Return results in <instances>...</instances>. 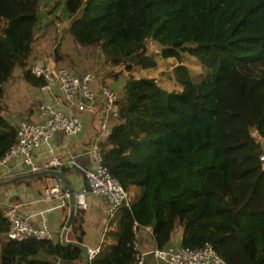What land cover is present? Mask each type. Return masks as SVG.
I'll use <instances>...</instances> for the list:
<instances>
[{
    "label": "trees",
    "instance_id": "1",
    "mask_svg": "<svg viewBox=\"0 0 264 264\" xmlns=\"http://www.w3.org/2000/svg\"><path fill=\"white\" fill-rule=\"evenodd\" d=\"M38 1L0 0V96L15 66L22 68L27 83L38 87L43 82L28 70L30 38L9 34L15 22L37 20ZM58 4L55 0L51 9L68 18L65 30L73 40L96 46L104 60L123 65L126 72L122 94L116 98L117 114L106 121L108 135L99 139L97 119V134L89 143L97 136L102 164L125 191L127 205L122 203L106 218V227L116 221L117 231H105L112 243L101 252L103 240L89 264H129L133 222L136 229L150 225L158 248L168 245L179 230L181 247L208 242L226 264H263L264 171L246 181L249 169H241L238 155L246 150L243 159L264 163V0H63L57 8ZM146 41L157 49L146 51ZM182 51L206 71L196 73L180 63ZM53 55L58 57V45ZM158 57L177 59L168 71L178 90H165L149 76L132 75L137 69H155ZM107 83L110 89L116 86L113 80ZM97 103L99 108H94ZM100 107L95 99L87 110L94 108L93 118H98ZM4 109L0 106V159L15 141V126L1 114ZM253 125L259 137L255 144L247 131ZM59 170L67 175L66 167ZM8 178H14L8 182L14 185L26 177L3 179ZM78 211L71 221L73 230ZM2 212L0 208V264L79 260V249L59 239L5 237L8 223Z\"/></svg>",
    "mask_w": 264,
    "mask_h": 264
},
{
    "label": "built area",
    "instance_id": "2",
    "mask_svg": "<svg viewBox=\"0 0 264 264\" xmlns=\"http://www.w3.org/2000/svg\"><path fill=\"white\" fill-rule=\"evenodd\" d=\"M28 70L34 77L42 78L43 82L38 87L48 98H42L32 106L35 117L21 119L15 124V141L1 157L0 166H6L14 158L20 159V162L26 166L27 173L71 165L74 162L72 156L62 159L54 155L51 150H48L49 158L45 162L36 164L32 161L31 153L41 145L47 146L49 138L57 131L64 135L77 134L81 129L80 115L95 99L104 103L99 127L102 135H108L110 126L106 121L117 114L116 95L106 86L97 89L94 75L89 70L76 72L66 67L53 66L41 59L33 60ZM87 152L91 167L83 169L85 185L75 189L74 206L77 210H85L87 195L102 197L107 203V218L122 203L127 205L126 193L102 164L97 136L88 144ZM1 177H4V173H0ZM61 187L58 179L51 177L50 183L42 188L43 198L66 200L67 192ZM2 216L8 223L5 237L9 239L53 237L46 226L32 224L27 217L19 215L13 208H4ZM142 227L151 234L150 225ZM133 232L134 237L131 242L133 259L129 264H144L145 252L139 249L135 222H133ZM98 251V245L88 247V260L94 258ZM148 253L162 264H226L208 242L193 248L173 244L158 248L154 245Z\"/></svg>",
    "mask_w": 264,
    "mask_h": 264
},
{
    "label": "rangeland",
    "instance_id": "3",
    "mask_svg": "<svg viewBox=\"0 0 264 264\" xmlns=\"http://www.w3.org/2000/svg\"><path fill=\"white\" fill-rule=\"evenodd\" d=\"M54 1L55 0H39L37 4V20L35 21L34 18H31L25 20L24 23L15 22L11 26L9 34L13 37L24 38L27 36L30 38V54L33 57L28 59L29 64L33 60L41 59V61H46L52 65L68 67L76 72L89 70L94 75L97 89L102 86H106L109 88V83H105L107 81L111 82L113 80L116 86L111 88V90L115 93L116 98L118 99L122 94L121 86L124 78H126V72L124 71L123 65L109 64V62L104 60L103 56L96 46H81L76 43L69 32L65 30L68 18L65 17L60 10H57L56 8L51 9ZM57 1L59 2L57 8L62 7L63 0ZM2 27L3 26H0V33L3 29ZM55 45H58V57H55V55H53V48ZM145 49L146 51L151 52L157 49V46L151 41H146ZM181 54L183 55L180 63L186 65L189 70L196 73H202L206 71V67L200 64L194 56H191L186 51H182ZM157 61L158 65L155 69L149 71L137 69L132 72V75L134 77L149 76L154 78L157 85L165 90H178L179 87L174 83L172 75L170 77V70L168 71V69H171L173 65L177 64V59L174 57H158ZM21 71L22 68L19 66H15L13 68L11 75L2 83V94L0 96L1 108H5L3 111H8L9 116L11 115V117L15 119L17 118L15 112L23 113L24 111L31 109V107L37 102V94L33 95V92H37L38 90L37 86L27 83L22 78ZM96 101L99 102L97 99ZM103 104L104 103H101V112L99 113L98 121L101 118V114L104 108ZM247 131L249 132V136L251 137V139L249 138V140H252V144H255L256 140L259 139V137L256 135L254 125L249 126ZM99 136V139L103 140L104 135L100 134ZM250 149L252 150L251 147ZM245 152L246 150L241 152L238 155V158L240 159L242 164L241 169H249L245 174L246 181L248 180V182H252L254 180V177L261 169H263L264 171V163L262 162L260 165H258L253 158L243 159V153ZM255 163L258 166H254ZM260 194L262 196L260 207H264V176L261 182ZM54 200L58 201L55 198ZM81 211L83 212L82 209ZM141 228L144 229L143 227ZM106 230L116 233L117 222L111 220ZM80 234L81 229L78 220L75 237H80ZM2 238L3 236H0V244L3 241ZM109 244L110 243L107 241L106 243H102L101 252L106 251L107 248H109Z\"/></svg>",
    "mask_w": 264,
    "mask_h": 264
},
{
    "label": "crops",
    "instance_id": "4",
    "mask_svg": "<svg viewBox=\"0 0 264 264\" xmlns=\"http://www.w3.org/2000/svg\"><path fill=\"white\" fill-rule=\"evenodd\" d=\"M31 57L33 56L31 55ZM37 88V92H33V95L37 94V101L42 98H48L44 92L39 90V87ZM97 104L94 108H99V103ZM94 108H90L80 115L81 130L77 134L64 135L57 131L49 138L47 146L41 145L31 153L32 161L36 164L43 163L49 158L48 150H51L54 155L62 159L72 156L74 162L66 166L67 175L65 176L70 181L74 190L85 185V179L82 174L83 169L91 167L87 146L93 134H97L95 126L98 118H93ZM97 112L99 116L101 111L98 110ZM1 114L10 124L14 123V125L23 118L32 119L35 117L32 107L23 113L15 112V115H17L16 119L12 118L11 115L9 116L8 111H1ZM23 170H25V166L20 162L19 158H14L6 166L0 167V173H4L5 177L22 178L20 175L25 173ZM50 181V176L44 174L35 177H26L24 182L19 184L11 185V183H7L5 186L0 187V205L2 209L8 207L13 208L19 215L27 217L34 225L46 226L53 236L51 240H60L63 226L60 225L63 223L65 214L67 215V201L43 198L42 188L48 185ZM106 209L107 203L104 198L87 195V208L83 212L78 211L77 213L81 229L79 242L86 245L87 248L99 246L103 240V243H106V241L111 242L109 237L107 235L105 236L107 228ZM70 225L65 231L64 238L66 240L76 241L75 232L77 227L73 230ZM179 233L180 231L177 230L172 235L168 244L177 245ZM136 237L139 249L145 252L144 264H162L161 261L148 253L149 249L154 247L151 234L139 227L136 229ZM54 262L55 264H82L79 260L54 259Z\"/></svg>",
    "mask_w": 264,
    "mask_h": 264
},
{
    "label": "water",
    "instance_id": "5",
    "mask_svg": "<svg viewBox=\"0 0 264 264\" xmlns=\"http://www.w3.org/2000/svg\"><path fill=\"white\" fill-rule=\"evenodd\" d=\"M44 174L57 178L60 185L67 192L66 201H67L68 209H67V215H66L65 221H64L63 226H62V231H61V235H60V242L63 245H67L70 243L73 246H76L80 251L79 261H81L82 264H89V260L87 258V246L84 245L83 243H80L79 241H70V240H66L64 238L65 231L67 230V228L70 225V222L72 221V218L74 215V210H75V206H74V192H75V190L72 188L71 183L67 179V177L64 176L59 169H53V168L43 169V170H41L39 172H35V173H27L26 172L25 174H22L20 176L21 177H35V176H40V175H44ZM13 179L14 178L7 179L5 181L4 180L0 181V185L3 183H8V182L12 181Z\"/></svg>",
    "mask_w": 264,
    "mask_h": 264
},
{
    "label": "clouds",
    "instance_id": "6",
    "mask_svg": "<svg viewBox=\"0 0 264 264\" xmlns=\"http://www.w3.org/2000/svg\"><path fill=\"white\" fill-rule=\"evenodd\" d=\"M14 126H15V125H14ZM46 169H49V168H46ZM24 171H25V170H24ZM26 172H28V171H25V173H26ZM50 177H51V176H50ZM3 178H6V177L4 176ZM3 178H1V180H2ZM8 179H10V178H8ZM1 180H0V181H1Z\"/></svg>",
    "mask_w": 264,
    "mask_h": 264
}]
</instances>
